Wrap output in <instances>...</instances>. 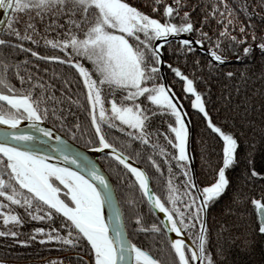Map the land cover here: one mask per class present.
Listing matches in <instances>:
<instances>
[{"label":"snow or ice","instance_id":"1","mask_svg":"<svg viewBox=\"0 0 264 264\" xmlns=\"http://www.w3.org/2000/svg\"><path fill=\"white\" fill-rule=\"evenodd\" d=\"M145 6L133 0H0L6 16L0 21V237L67 251V264H84L85 252L87 264H161L133 234H175L167 239L171 264H217L207 212L230 192L233 204L251 206L256 230L264 234V187L258 196L234 187L229 172L238 163V139L214 121L195 75L205 67L197 51L208 53L209 73L219 69L229 78V54L240 61L255 47L264 56V0H147ZM46 18L41 31L37 21ZM213 21L215 30H206ZM173 42L178 56L194 57L193 75L163 58ZM48 64L68 69L53 73L59 89L40 75ZM165 66L182 83L180 95L161 75ZM184 99L221 142L212 179L203 183L190 166ZM157 114L167 117L165 128L153 129ZM69 138L82 139L84 148L103 152L114 165L103 170ZM139 146L150 149L152 176L126 154L135 149L139 157ZM165 174L157 192L153 180ZM248 175L264 185V168L250 167ZM125 188L140 199L122 196ZM145 207L156 216L150 225ZM28 221L41 226L25 233ZM222 252L217 247L215 255ZM57 260L65 264L63 257L51 264Z\"/></svg>","mask_w":264,"mask_h":264},{"label":"trees","instance_id":"2","mask_svg":"<svg viewBox=\"0 0 264 264\" xmlns=\"http://www.w3.org/2000/svg\"><path fill=\"white\" fill-rule=\"evenodd\" d=\"M199 4L210 3L212 0H194ZM233 3H241L243 0H232ZM249 4L253 0H247ZM259 3V0H255ZM134 4L145 6L147 0H133ZM148 11L147 7H144ZM259 10V9H257ZM60 23H64L61 19ZM48 23L46 18L43 22L37 21L39 30H43ZM259 24V21H256ZM217 25L212 22V29L215 30ZM53 35V34H49ZM227 44V41L224 42ZM206 47V45H205ZM176 44L173 42L170 46H166L164 59L169 61L174 66H178L190 76L193 75V60L194 57L189 55L187 58L178 56L175 52ZM5 53L9 49L3 50ZM235 54H229V62L224 65V71H232L233 76L227 77L220 74L219 69L211 73L208 72L206 62L209 59L208 54L201 51L195 53V58L199 59L200 64L204 65L203 72L199 69L195 72L196 76L201 77L196 81V87L199 91L205 93V98L208 100V106L214 121L223 127L224 130L232 132L238 139L237 157L238 163L235 168L230 170L229 175L236 189L242 190L252 195H259L261 187L260 179L251 178L248 175V168L255 167L257 171L264 168V56H261L258 49L254 47L253 54L240 61L235 60ZM42 69L45 66L41 62ZM48 72L45 74L42 70L40 75L47 81L52 79V82L57 85V89L61 87L60 80L53 77L54 72H67L65 67H59L53 64H48ZM166 82H171L177 95L181 94L182 83L178 78H174V74L165 66L163 69ZM62 79V77H61ZM17 83V81H13ZM59 94V93H58ZM70 102H66L69 106ZM183 107L187 110L191 117V132H190V148L191 159L193 162V170L195 178L198 182L203 183L210 181L213 176V168L220 155L221 142L215 134L206 129L201 120L195 116L190 107V99L183 100ZM71 110L80 116L81 123L87 126L85 116L75 105H71ZM69 120H74V116H69ZM167 117H162L157 114L152 121L153 129H162L166 127L164 120ZM75 142L80 147L84 148V141L77 139ZM139 157L136 150L131 149L126 152L130 158L139 166L148 171L149 175H154V170L150 163L146 160V156L150 154V149L144 146H139ZM106 157H99L105 170L114 165V161L110 159L106 162ZM251 160V165L248 164ZM166 179V174L161 177L159 182L153 180V188L157 192L163 191V181ZM255 181V182H253ZM115 182V181H114ZM135 194L137 200L140 199V194L135 189L125 188L121 193ZM229 195L224 196L219 203L211 207L207 212V223L210 235V250L213 252L217 264H264V234L258 233L256 230L257 218L250 205L233 204ZM245 207L247 210L245 211ZM127 214V208H125ZM145 223L149 224L156 222V216L149 213L147 207L144 208ZM41 226L38 222L28 221L22 226L21 231L27 233L30 228ZM223 225L224 231L220 234ZM135 241L150 250L151 254L161 264H171V256L167 245V235H156L152 233H141L138 236L133 234ZM217 247L223 250L221 256H216ZM84 264H87V254ZM63 257L65 264L69 259L67 251L60 250L56 247L48 245H40L38 242H33L28 246H21L11 242V238L0 237V262L3 264H42L43 261H51L54 258ZM75 260V257H72ZM59 264V261H56Z\"/></svg>","mask_w":264,"mask_h":264},{"label":"water","instance_id":"3","mask_svg":"<svg viewBox=\"0 0 264 264\" xmlns=\"http://www.w3.org/2000/svg\"><path fill=\"white\" fill-rule=\"evenodd\" d=\"M0 21H6V16H5V14H4L2 11H0ZM201 52L208 54L206 51H201ZM161 75L163 76L164 80L166 81V79H165V73H164L163 71H162ZM22 123L24 124V126H26V125H25V122H22ZM189 127H190V132H191V126L189 125ZM190 139H191V137H190ZM70 143H72V147H73L74 149H76L77 151H81V150L85 151V154L88 155V157H89L91 160H93V161H95V162H98L99 165H100V167H101L103 170H105L104 167H103V165H102V163H100V161H99V157H101V156H105L103 152H97V151H94V150H92V149H90V148H88V149H86V148H82V147H80L79 145H77L75 142L73 143V142L70 141ZM188 151H189V155L191 156L190 140H189V145H188ZM132 162L135 163V164H137V163H136L135 161H133V160H132ZM190 166H191L192 171H193V174H194L192 159H191ZM140 167H141V166H140ZM142 168H143V167H142ZM194 176H195V174H194ZM168 235H170V236H172L173 238H175V234H167V236H168ZM85 259H86V258H85Z\"/></svg>","mask_w":264,"mask_h":264},{"label":"bare ground","instance_id":"4","mask_svg":"<svg viewBox=\"0 0 264 264\" xmlns=\"http://www.w3.org/2000/svg\"><path fill=\"white\" fill-rule=\"evenodd\" d=\"M25 125H26V122H25Z\"/></svg>","mask_w":264,"mask_h":264}]
</instances>
